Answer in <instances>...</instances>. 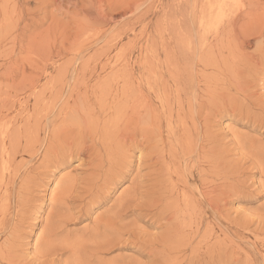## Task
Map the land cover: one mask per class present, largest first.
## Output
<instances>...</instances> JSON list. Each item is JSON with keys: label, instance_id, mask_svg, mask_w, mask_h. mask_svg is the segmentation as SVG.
Returning a JSON list of instances; mask_svg holds the SVG:
<instances>
[{"label": "rangeland", "instance_id": "rangeland-1", "mask_svg": "<svg viewBox=\"0 0 264 264\" xmlns=\"http://www.w3.org/2000/svg\"><path fill=\"white\" fill-rule=\"evenodd\" d=\"M252 3L263 10L264 0ZM191 4L192 0H0V19L11 33L0 42V77L7 76L6 82L15 87L10 116L21 113L35 125L37 109L51 102L64 85L55 80L61 75L67 76L70 87L81 89L110 73L144 80L151 76L153 100L160 106L164 93L170 92L171 73L197 70L181 44L190 31ZM254 58L244 73L253 95L240 99L241 111L249 108L250 113H218L213 108L206 125L205 104L194 132L205 148L183 161L181 176L172 180L155 154L138 161L139 148L122 167L123 174L107 185L105 178L114 167L106 157L80 151L55 166L52 158L46 160L43 148L26 143L14 163L22 166L9 209L11 224H18V252L30 258L53 231L50 245L65 249L57 255L61 264L70 250L84 264H152L163 248L156 240L170 217L158 214L165 202L154 206L153 198L165 197L172 183L181 186L184 180L200 204L197 218L191 221L187 216L185 224L199 223L200 234L207 231V237L196 251L189 247L175 254L183 257L181 264H264V65ZM66 92L67 87L64 96ZM166 124L165 113L164 128ZM206 137L212 141L206 142ZM67 179L73 182L68 190L63 187ZM140 191L146 193L137 202ZM208 196L221 198V211H213ZM117 215L122 217L117 224L131 225L135 233H122L120 242L108 247L102 243L114 232L104 224L118 220ZM214 251L221 254L219 259Z\"/></svg>", "mask_w": 264, "mask_h": 264}, {"label": "bare ground", "instance_id": "bare-ground-1", "mask_svg": "<svg viewBox=\"0 0 264 264\" xmlns=\"http://www.w3.org/2000/svg\"><path fill=\"white\" fill-rule=\"evenodd\" d=\"M189 11L190 31L181 37V44L185 56L193 57L197 70L196 73H171L170 92L164 93L160 106L153 100L151 76L144 80L142 77L136 79L130 73H110L92 84L86 83L81 89L79 86L70 87L67 76L61 75L55 79L61 85L64 83L59 94L51 102L44 101L42 108L37 109L39 116L35 125H29L21 113L18 117L10 116L13 105L10 106L9 101L15 96L12 94L15 87L6 82L7 76L0 77V264H61L63 261L57 255L65 249L50 245L53 231L43 237V247L35 250L30 258L18 252V224H11L9 209L12 190L22 166L14 163L21 149H26V143L43 148L46 160L52 158L55 166L80 151L106 157L109 167H114L105 178L107 185L116 182L117 176L123 174L122 167L133 157L135 148H139L138 161L155 154L163 162L168 179L172 180L174 175L181 176L183 161L185 164L200 147L205 148L201 138L198 142L194 133L198 131L197 120L205 104L206 125L213 108L218 113L223 110L233 115L250 113L249 108L246 112L241 111L240 99L253 95L251 82L244 76L251 68L252 58L263 61L264 65V8L258 11L252 0H192ZM9 34L4 18L0 19V42L7 40ZM255 52L258 55H254ZM165 113L167 128L163 126ZM176 134L177 138L173 139ZM208 140L212 141V138L206 137L205 141ZM71 184L73 182L68 180L63 187L68 190ZM182 184L172 183L165 197L153 198L154 206L162 200L165 202L158 214L165 216L168 213L170 217L165 222L162 236L156 240L163 248L155 253L152 264H181L183 257L175 254L189 247L196 251L201 240L207 237V231L200 234L199 223L194 226L185 224L187 216L191 221L197 218L200 204L194 193L189 194ZM145 193L137 192L136 201ZM199 194L204 196L201 191ZM208 200L214 212L221 211V198L208 196ZM118 215V220L113 218L105 222L106 229L114 235L105 237L103 245L111 247L120 242L121 234L126 231L135 233L131 225L117 224L122 219ZM262 222L261 227H264V220ZM196 237L200 240L196 241ZM213 256L219 259L221 254L214 251ZM75 258L76 251L70 250L65 264H84ZM213 264L217 263L213 261Z\"/></svg>", "mask_w": 264, "mask_h": 264}]
</instances>
